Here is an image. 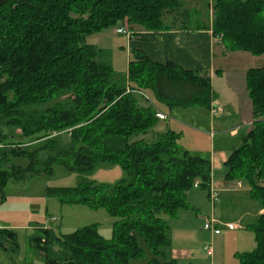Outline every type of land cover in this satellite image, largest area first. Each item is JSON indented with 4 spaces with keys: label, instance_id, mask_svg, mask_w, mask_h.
<instances>
[{
    "label": "trees",
    "instance_id": "trees-1",
    "mask_svg": "<svg viewBox=\"0 0 264 264\" xmlns=\"http://www.w3.org/2000/svg\"><path fill=\"white\" fill-rule=\"evenodd\" d=\"M211 1L212 18L202 29L226 52L264 56V0ZM182 9L181 0H0V191L52 175L56 163L80 174L119 165L127 175L114 186L80 182L50 190L65 204L104 208L117 221L110 240L96 226L68 235L40 229L31 244L45 264H176L162 215L174 220L192 209L196 183L209 192L211 161L182 148L181 134L171 129L138 139L162 122L138 93L170 112L211 111V81L133 51L126 85L119 86L86 38L124 22L167 31L168 14ZM246 87L254 122L225 163V178L242 182L264 211V67L247 72ZM249 229L256 248L236 257L239 264H264V214ZM19 249L17 233L0 229V250L15 256Z\"/></svg>",
    "mask_w": 264,
    "mask_h": 264
},
{
    "label": "rangeland",
    "instance_id": "rangeland-1",
    "mask_svg": "<svg viewBox=\"0 0 264 264\" xmlns=\"http://www.w3.org/2000/svg\"><path fill=\"white\" fill-rule=\"evenodd\" d=\"M197 2L191 5L185 4L181 11L175 12L176 16L177 13L184 10L188 12L186 17L179 16L175 25L188 29L197 25L208 24V16L210 19L212 18V1L205 0V6L203 0H197ZM123 27L133 36L131 26L124 22L86 38V44L99 50L101 60L114 69V80L119 86L126 85L129 62L133 57L130 50L129 52L127 50V37L116 34V30ZM262 62L264 63V57L262 61L261 59H254L246 62L245 65L258 67ZM226 63L233 69L232 60H227ZM214 91L220 96V99L218 98L212 104L218 113L217 115L211 114V117L209 116L210 111L204 107L198 106L170 112L164 105L152 101L156 107L165 113L174 114L172 116L178 121L177 123L174 121L159 122L147 136H141L138 139L152 141L154 137L171 129L181 134L179 142L181 147L192 155L209 159V155L213 151H229L236 145L235 141H230L229 135L220 137L214 142L209 134L215 130L214 128L211 129L212 122L224 118L233 101L228 100L226 85L222 81L216 82ZM243 114H249L248 110L244 109ZM227 123L230 126L235 122L232 119L228 120ZM19 140L20 138L12 139V141ZM126 178V173L119 165L101 164L91 173L80 174L70 172L61 164L56 163L52 175L33 176L20 184H8L3 191H0V229L15 231L18 235L20 249L15 256L11 252L0 250V264H45L43 255L38 253L31 244V239L39 233L40 229L44 228L53 229L58 235H68L84 227L96 226L99 234L110 240L117 218L112 217L104 208L97 209L87 205L65 204L57 196L50 194V190L73 188L80 182L114 186ZM192 191V194L199 193L206 199V208L194 205L189 198L188 201L192 209L181 210L178 218L174 220L166 215H162V218L169 222L168 234L173 248L191 250L195 255L199 253L203 256L199 262H187L178 259L175 260L176 264H239L236 257L237 253H245L244 251H251V249L253 251L256 248L254 232L249 229L245 231L242 228L233 236V233H228L225 225L235 223L222 222L213 217L199 219V216H210L217 201L210 196L209 199L203 191ZM243 192H248V190L244 189ZM51 218L58 221L50 222ZM213 220L217 221L216 226L222 231L220 237L204 230L205 224ZM245 232H248V235L243 242H239L242 240V238H238L239 235L245 237ZM209 248L213 250V258L208 257L205 253V250Z\"/></svg>",
    "mask_w": 264,
    "mask_h": 264
},
{
    "label": "crops",
    "instance_id": "crops-1",
    "mask_svg": "<svg viewBox=\"0 0 264 264\" xmlns=\"http://www.w3.org/2000/svg\"><path fill=\"white\" fill-rule=\"evenodd\" d=\"M203 1L205 6V0ZM182 2L184 6L185 4L198 3L197 0ZM187 13V10H184L181 13H177V16L176 13L168 14L166 23L171 29L167 31L148 32L140 27L131 26L133 36L132 38H127V50L128 52L130 50V53L133 51L143 52L149 59L158 64L164 65L168 62H174L185 70L200 73L202 76L206 75L212 85V104L218 98L220 99V96L214 91L216 82L222 81L226 85L228 100H232L233 104L227 109L228 114L224 118L212 122L211 129L214 128L215 130L209 135L214 142L220 137L229 135L230 141H235L236 145L229 149V151H213L210 153L209 159L212 166L210 190L207 192L196 188L194 192L203 191L208 198L209 196L212 198L213 194L217 196L215 199L217 203L214 205L211 215L206 217L199 216L198 218L208 219L213 217L222 222L235 223L239 229L235 231L226 229L228 233H233L234 236L242 228L247 231L264 214L260 204L252 200L248 192H243L247 188L242 182L229 181L225 178V163L232 152L242 145L243 138L251 131L254 122L253 105L246 87V74L250 69L264 67L263 62L258 67H250L245 64L254 59H261L262 61L264 56L254 57L248 53L226 52L223 45L219 40L215 39L211 31L202 29L205 24L188 29L175 25L179 20V16L186 17ZM227 60L233 61V69L226 63ZM244 109H247L249 114L244 115ZM168 115L171 118L169 121L177 123L178 120L172 116L174 114ZM187 115L191 116L195 114ZM232 119L235 123L229 126L227 121ZM192 193L193 191L189 194L188 200L190 198L194 205L206 208V199L199 193ZM247 233H244L245 237L239 235L238 238H242L239 242L244 241L246 235H248ZM221 235L222 233L216 237H220ZM171 255L174 260L181 259L187 262H199L203 256L199 253L195 255L191 250L173 248V244ZM213 257L214 254L210 258Z\"/></svg>",
    "mask_w": 264,
    "mask_h": 264
},
{
    "label": "built area",
    "instance_id": "built-area-1",
    "mask_svg": "<svg viewBox=\"0 0 264 264\" xmlns=\"http://www.w3.org/2000/svg\"><path fill=\"white\" fill-rule=\"evenodd\" d=\"M116 34H118V35H124L127 38H132V34L126 28H124V27L116 30ZM138 94L141 95V96H143V98L145 99L146 103L149 106L153 107V109L156 111V118L159 121L166 122V121H169L171 119L170 116L166 115L161 110H159V108L156 107V105L152 102V100L148 96H146V95H144L142 93H138ZM217 113H218L217 112V109L215 107H212L211 108V114L212 115H217ZM195 188H199V184L198 183L195 184ZM216 197L217 196L215 194L212 195V199L213 200H215ZM57 221L58 220L57 219H54V218H51L50 219V222H57ZM217 224L218 223L215 220H213L211 222H207L205 224V226H204V230L205 231L212 232L214 235L218 236V235H220L222 233V231L216 226ZM225 228L227 230H229V231H235V230L239 229V227L237 225H235V224H227V225H225ZM205 252H206V255L208 257H212L213 254H214L212 248L206 249Z\"/></svg>",
    "mask_w": 264,
    "mask_h": 264
}]
</instances>
